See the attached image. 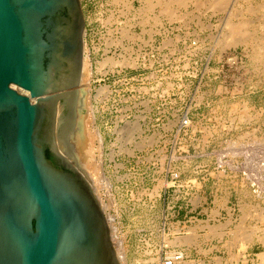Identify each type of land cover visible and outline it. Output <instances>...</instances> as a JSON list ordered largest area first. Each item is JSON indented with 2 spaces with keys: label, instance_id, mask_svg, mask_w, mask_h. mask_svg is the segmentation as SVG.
Masks as SVG:
<instances>
[{
  "label": "rangeland",
  "instance_id": "374dc122",
  "mask_svg": "<svg viewBox=\"0 0 264 264\" xmlns=\"http://www.w3.org/2000/svg\"><path fill=\"white\" fill-rule=\"evenodd\" d=\"M148 1L81 0L88 78L70 143L96 174L120 264L179 251L183 264H261L264 0Z\"/></svg>",
  "mask_w": 264,
  "mask_h": 264
},
{
  "label": "water",
  "instance_id": "95a60500",
  "mask_svg": "<svg viewBox=\"0 0 264 264\" xmlns=\"http://www.w3.org/2000/svg\"><path fill=\"white\" fill-rule=\"evenodd\" d=\"M84 37L81 0H0V264H120L70 143Z\"/></svg>",
  "mask_w": 264,
  "mask_h": 264
},
{
  "label": "bare ground",
  "instance_id": "6f19581e",
  "mask_svg": "<svg viewBox=\"0 0 264 264\" xmlns=\"http://www.w3.org/2000/svg\"><path fill=\"white\" fill-rule=\"evenodd\" d=\"M149 1H150V0H149ZM149 1H148V2H149ZM176 1H178V0H176ZM180 1H181V0H179L178 2H180ZM183 1H184V0H183ZM183 1H182V2H183ZM196 1H197V0H196ZM205 1H206V0H205ZM213 1H214V0H213ZM216 1H217V0H216ZM218 1H219V0H218ZM220 1H221V0H220ZM222 1H223V0H222ZM224 2H225V1H224ZM183 3H184V2H183ZM204 3H205V2H204ZM213 3H216V2H213ZM219 3H220V2H219ZM219 3H218V4H219ZM147 4H148V3H147ZM179 4H180V3H179ZM185 4H186V3H185ZM185 4H184V5H185ZM202 4H203V3H202ZM211 4H212V3H211ZM154 5H155V4H154ZM181 5H183V4H181ZM216 6H217V5H216ZM167 7H168V6H167ZM209 8H210V7H209ZM211 8H212V5H211ZM171 9H172V8H171ZM171 9H170V10H171ZM207 9H208V8H207ZM174 14H175V13H174ZM174 14H172V15H174ZM170 17H171V16H170ZM108 20H109V19H108ZM241 35H242V34H241ZM239 37H240V36H239ZM236 38H237V37H236ZM238 39H239V38H238ZM83 62H84V63H83V65H82V71H81V76H80V84H81V81H84V80L86 81L87 78H88V70H87L86 60H84V58H83ZM128 62H129V61H128ZM133 62H134V61H133ZM121 64H122V63H121ZM185 67H186V66H185ZM79 86H80V85H79ZM13 87L16 88L18 91H20L21 93H24V94H27V95H28V92H27V91H24L23 89L17 87L16 85H13ZM103 87H104V86H103ZM107 88H108V87L106 86V88H104V89H107ZM104 89H101V90L103 91ZM99 90H100V89H99ZM99 90H98V94H99V92H101V91H99ZM79 91H80V90H79ZM82 91H83V90H82ZM103 92H104V91H103ZM78 98H79V97H78ZM77 100H78V99H77ZM77 104H78V103H77ZM81 104H82V103H81ZM80 125H81V123H80ZM80 125H79V124H78V125L76 124V129H75V131H76V135L79 134L78 131L80 130ZM83 126H84V125H83ZM81 131H82V130H81ZM84 131H87L86 128H85ZM84 133H85V132H84ZM78 138H79V137H78ZM84 139H85V138H84ZM78 140H80V139H78ZM80 141H81V142H80ZM80 141L77 142V146H79L80 144H81V145H80V147H77V148H78V149L80 148L79 150L82 151V154H81V153H80V154L83 156V161H85V160L87 161L86 157L89 156V154H90V152H91V149H90L89 147H87V139H85V140H82V139H81ZM78 143H80V144L78 145ZM81 160H82V159H81ZM80 170H81V169H80ZM81 171H82V170H81ZM90 171H91V170H90ZM82 173H83V175L85 176V173H84L83 171H82ZM92 173H94V174H93V175L91 174L92 176H90V177H86V176H85V178H86L87 180L89 179L88 181H89L90 184H93L94 180H96V174H95V172H92ZM96 173H97V172H96ZM97 174L99 175V173H97ZM98 178H99V177H97V179H98ZM91 186H92V185H91ZM92 187H93V186H92ZM93 189H94V188H93ZM155 190H156V189H155ZM246 216H247V215H246ZM263 217H264V215H263ZM263 217H262V218H263ZM245 218H246V217H245ZM252 218H253V217H252ZM262 218H260V220H261ZM243 227H244V226H243ZM176 231H177V230H176ZM236 231H237V229H236ZM238 231H239V230H238ZM244 234H245V233H244ZM236 235H237V234H236ZM249 235H250V234H249ZM247 236H248V235H247ZM258 236H259V235H258ZM263 236H264V235H263ZM182 237H183V236H182ZM195 237H196V236H195ZM238 237H239V236H238ZM240 237H241V236H240ZM260 237H261V236H260ZM183 238H184V237H183ZM185 238H186V237H185ZM185 238H184V239H185ZM187 238H188V237H187ZM241 238H242V237H241ZM248 238H250V237H248ZM177 239H178V237H177ZM259 239L261 240V238H259ZM262 239H264V238L262 237ZM175 240H176V239H174L173 241H175ZM185 240H186V239H185ZM237 240H238V239H237ZM240 240H241V239H240ZM260 240H259V241H260ZM164 241H165V240H164ZM173 241H172V243H174ZM186 241H190V242H191V239H190V240L187 239ZM247 241H248V242H247ZM247 241H246V239H245L244 243H242V244L240 243V246L244 244L245 247H247L248 245L250 246V245H253V243H254V242H252L251 240H250V241L247 240ZM263 241H264V240H263ZM180 242H181V240H180ZM242 242H243V241H242ZM249 242H250V243H249ZM261 242H262V241H261ZM169 243H170V242H169ZM182 243H183V242H182ZM192 243H193V242H192ZM263 243H264V242H263ZM263 243H262V244H263ZM167 244H168V243H167ZM183 244H184V243H183ZM177 245H178V244H177ZM240 246H239V248H240ZM242 247H243V246H242ZM245 247H244V248H245ZM239 248H238V249H239ZM244 248H242V249H244ZM179 252H180V251H179ZM227 252H228V251H227ZM172 253H174V254H172L171 257H173L174 259L177 258V257H176V252H172ZM178 254H179L180 259L176 261L177 264H179L180 262L182 263V259H181V258L185 256L184 254H183L184 256L181 255V254H182L181 252L178 253ZM258 255H259L260 258H261V257L264 258V252L259 253ZM238 256H239V254H238ZM262 258H261V259H262ZM183 261H184V260H183ZM189 261H190V260H189ZM261 261H262L263 263H262V262H260V263H261V264H264V261H263V260H261ZM244 262H246V261H244ZM184 263L186 264V261H185ZM191 263H192V262H191ZM182 264H183V263H182Z\"/></svg>",
  "mask_w": 264,
  "mask_h": 264
},
{
  "label": "built area",
  "instance_id": "2783aa9c",
  "mask_svg": "<svg viewBox=\"0 0 264 264\" xmlns=\"http://www.w3.org/2000/svg\"><path fill=\"white\" fill-rule=\"evenodd\" d=\"M190 124H191V121H190V118H189L188 114H186L185 116H183L180 119V128L181 129L189 127ZM227 142H228V145L230 146V150L228 152H226V153H243L242 150H239V149L236 148L237 145H236V141L235 140H227ZM178 253L179 252H176V257L177 258L174 259L173 257H171L172 254H174V253H172L169 256L163 258L160 264H176V261L180 259Z\"/></svg>",
  "mask_w": 264,
  "mask_h": 264
}]
</instances>
